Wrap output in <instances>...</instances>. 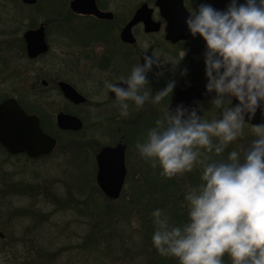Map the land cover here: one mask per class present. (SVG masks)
<instances>
[{
    "label": "flooded vegetation",
    "instance_id": "obj_1",
    "mask_svg": "<svg viewBox=\"0 0 264 264\" xmlns=\"http://www.w3.org/2000/svg\"><path fill=\"white\" fill-rule=\"evenodd\" d=\"M229 2L0 0V105L15 100L26 114L38 117L43 131L57 141L52 154L35 159L26 154L12 155L0 144L3 153L11 159L24 156L36 162L55 154L62 146L63 134L108 135L111 140L105 144L94 139L88 143L73 142L69 154L82 152L91 157L88 148H92L93 176L97 183L102 150L123 145L127 181L128 160L134 156L133 140L141 139V143L146 140L148 131L163 118L165 105L202 106L198 114L204 119L211 121L212 117H219L220 110L211 104L215 93L206 91V42L198 35L192 37L185 21L200 3L223 10ZM146 51L148 55H157L162 63L161 68L154 67L148 73L147 87L153 96L169 81L174 80L176 87L159 105L150 99L137 109L129 101V115L123 117L115 93L106 84L127 87L119 83L130 76L137 64L144 63ZM183 52L186 54L182 58ZM166 59L179 63L173 67L171 62L163 63ZM185 69L186 75H181ZM69 87L82 101L77 103L70 98ZM234 102L235 98L233 106ZM61 115L78 118L82 126L77 131L60 128ZM137 156L141 163L147 161L139 152ZM10 176L7 173L1 176L2 188L12 179Z\"/></svg>",
    "mask_w": 264,
    "mask_h": 264
},
{
    "label": "clouds",
    "instance_id": "obj_2",
    "mask_svg": "<svg viewBox=\"0 0 264 264\" xmlns=\"http://www.w3.org/2000/svg\"><path fill=\"white\" fill-rule=\"evenodd\" d=\"M185 23L192 37L206 42V91L215 93L211 104L220 115L208 121L198 114L202 106L173 109L168 103L146 140L136 144L141 157L168 179L202 166V182L185 196L187 221L173 224L156 209L152 242L178 264H224L225 255L232 264H264V124L251 126L254 139L246 148L229 152L226 160L212 158L243 136L246 118L252 120L258 109L264 114V0H230L223 10L200 3ZM143 61L119 83L127 87L106 84L123 117L129 115V101L137 109L150 99L159 105L176 87L169 81L153 96L148 73L162 63L147 51ZM168 62L179 63L163 61Z\"/></svg>",
    "mask_w": 264,
    "mask_h": 264
},
{
    "label": "rangeland",
    "instance_id": "obj_3",
    "mask_svg": "<svg viewBox=\"0 0 264 264\" xmlns=\"http://www.w3.org/2000/svg\"><path fill=\"white\" fill-rule=\"evenodd\" d=\"M213 118L219 117L211 119ZM144 138L145 132L142 136L143 140ZM93 139L101 144L111 140L108 135L98 133L94 135L63 134L61 135L62 146L55 154L36 162L28 161L24 156L8 158L0 149V181L3 173H7L11 175L10 178L12 177L11 182L18 186L24 184L40 188L47 187L49 192H56L62 197L67 196L68 192L77 195L78 188L83 187L86 182L91 186L95 172L94 154L92 148H88L93 155L91 157L84 156L82 152L71 155L69 153L75 144L73 142L83 140L88 143ZM252 139H254L252 128L246 124L243 136L232 145L236 148H246ZM138 142L142 140H133L134 156L128 160L127 164L128 178L123 190V193H128L127 196L131 193L133 183L139 187L142 186L144 178L142 172L152 168L147 161L141 163L137 156ZM63 146L69 148L66 150ZM136 180L139 182H135ZM3 190L6 191V188L0 186V191ZM55 208L53 203L46 201L42 190L36 198L14 192V195L7 194L0 200V232L6 234V242L0 240V264H96L95 253L83 248V237L91 227V217L80 215L78 210L57 211ZM26 210L33 211L36 215L17 216L10 219L11 212L23 214ZM137 213L134 212L131 223L121 224L116 239L122 244H118L116 249H121L123 246H128L129 249L132 241L139 242L144 237V226L138 220ZM42 216L49 217L40 220ZM37 222L39 225L37 229L29 233L31 227L33 225L35 227ZM39 248L46 253H40Z\"/></svg>",
    "mask_w": 264,
    "mask_h": 264
},
{
    "label": "trees",
    "instance_id": "obj_4",
    "mask_svg": "<svg viewBox=\"0 0 264 264\" xmlns=\"http://www.w3.org/2000/svg\"><path fill=\"white\" fill-rule=\"evenodd\" d=\"M239 149L231 143L224 153L219 156L213 155L212 158L226 160L229 152ZM142 174L144 176L142 186L139 187L133 183L131 193L128 196V193H123L122 197L114 202L103 194L94 178L91 186L86 182L83 187L78 188L79 193L77 195L68 192L65 197L56 192H49L47 187L15 185L9 178L6 191H0V200L4 199L7 194L12 193L14 195V192L36 198L42 190L46 201L53 203L57 211L78 210L80 215L91 217V227L83 237V248L95 253L94 261L96 264H178L175 257L162 256L155 248L152 242L155 231L152 213L156 209H160L169 216L173 224L181 225L186 222L187 202L185 196L192 188L197 187L202 182V166L197 164L191 173L171 179L161 175L159 166L152 167L149 171H143ZM135 182L139 181L136 180ZM85 191L88 192L85 193ZM134 212H138V220L144 226V237L139 242L132 241V246L129 249L128 246L116 249L118 244H122L116 239L120 232V226L124 223H131ZM10 215V219H13L17 216H35L36 214L26 210L23 214L11 212ZM48 217L42 216L40 220L48 219ZM35 224L29 233L39 226L38 222ZM4 241L6 242V240ZM126 245L128 244L126 243ZM39 249L40 253H46L41 248ZM224 264H231V259L227 255L224 257Z\"/></svg>",
    "mask_w": 264,
    "mask_h": 264
},
{
    "label": "water",
    "instance_id": "obj_5",
    "mask_svg": "<svg viewBox=\"0 0 264 264\" xmlns=\"http://www.w3.org/2000/svg\"><path fill=\"white\" fill-rule=\"evenodd\" d=\"M69 94L73 101H82L70 87ZM237 103L235 99L234 106ZM246 122L250 126L264 124V114L258 109L255 117L250 121L246 118ZM58 124L60 128L72 131H77L82 126L78 118L69 115H61ZM0 144L12 155L26 154L35 159L52 154L57 141L43 131L38 117L26 114L17 102L11 99L0 105ZM99 172L97 184L104 195L110 200L120 199L127 176L123 145L102 150L99 155ZM5 239L6 234L0 232V240Z\"/></svg>",
    "mask_w": 264,
    "mask_h": 264
}]
</instances>
